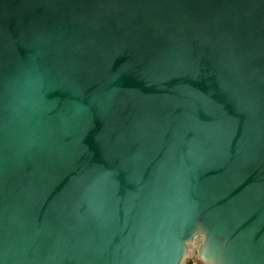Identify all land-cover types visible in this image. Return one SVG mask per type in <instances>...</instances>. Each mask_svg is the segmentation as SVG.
<instances>
[{
  "label": "water",
  "instance_id": "1",
  "mask_svg": "<svg viewBox=\"0 0 264 264\" xmlns=\"http://www.w3.org/2000/svg\"><path fill=\"white\" fill-rule=\"evenodd\" d=\"M0 264H264V0H0Z\"/></svg>",
  "mask_w": 264,
  "mask_h": 264
}]
</instances>
